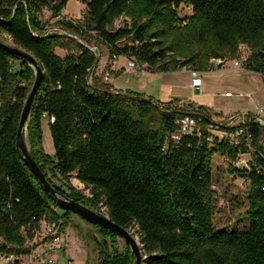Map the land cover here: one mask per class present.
Instances as JSON below:
<instances>
[{
    "label": "trees",
    "instance_id": "16d2710c",
    "mask_svg": "<svg viewBox=\"0 0 264 264\" xmlns=\"http://www.w3.org/2000/svg\"><path fill=\"white\" fill-rule=\"evenodd\" d=\"M79 1L87 4L83 18L78 24L57 20L65 32L59 34L48 33L41 14L51 7L57 16L68 0H0V33L31 52L44 70L27 126L32 158L59 193L87 206L102 204L120 226L138 227L146 255L142 264H264V127H253L249 168L229 164L249 181V225L218 229L213 156L227 154L235 162L238 150L227 142L209 147L188 137L169 141L162 150L165 139L177 132L179 118L211 119L210 109L114 89L95 75L100 55L91 48L102 43L113 60L126 56L149 71L166 73L211 71L213 59L237 58L243 45L249 51L245 69L264 78V0ZM182 4L192 7L187 18L179 15ZM120 18L127 23L112 29ZM123 40L129 43L119 47ZM57 47L67 55L57 54ZM92 75L94 84L89 83ZM34 80L27 60L0 47V253L15 254L17 264L21 255L31 253L27 240L44 218L56 221L61 231L71 224L72 212L60 218L58 205L17 145ZM45 115L55 119L49 125L54 154L44 148ZM153 120L156 128L149 125ZM73 173L89 188V197L68 183ZM55 179L65 180L70 190ZM95 226L110 242L103 245L100 264H135L128 244L120 252L118 235Z\"/></svg>",
    "mask_w": 264,
    "mask_h": 264
},
{
    "label": "rangeland",
    "instance_id": "374dc122",
    "mask_svg": "<svg viewBox=\"0 0 264 264\" xmlns=\"http://www.w3.org/2000/svg\"><path fill=\"white\" fill-rule=\"evenodd\" d=\"M82 1L70 0L67 4V9L70 13L75 16L83 17L86 9ZM181 18H187L192 14V7L187 4H182L178 9ZM41 18L47 21L48 27L55 29L58 27L55 21L51 18L50 13L46 12L41 14ZM127 23L126 18L117 19L114 23L112 29H117ZM0 39L8 44L16 45L8 34L0 33ZM129 43L128 40H123L119 43V47H124ZM92 47H97L100 52V69L105 68L106 72L103 71L101 74L97 75L103 82H107L105 79L106 73L108 72L111 62L116 61L115 68L121 69L119 74H114L112 77V87L120 91H148L149 93L155 95L157 88L160 84V76L152 71H145L143 73H134L130 70L129 59L126 56L115 57L111 59L110 50L105 44L92 45ZM55 52L60 56L64 57L67 55L68 51L57 47ZM249 56V51L245 46L241 45L239 50V57L234 59H228L225 63L218 67H214L212 70L221 72H212L209 75H205V80L208 83V88L210 92L217 97L219 104L229 108L234 106L240 101L241 107H248V105H263L264 107V83L262 88L261 84H253L248 81L247 78L252 75V72L246 70L241 63V58H246ZM17 66L19 61L16 62ZM112 66V65H111ZM125 68V69H124ZM244 73L245 78L236 75L234 72ZM111 74V71H110ZM96 75V73H95ZM111 77V75H110ZM89 83L94 84L93 75L89 78ZM145 84L146 88L142 85ZM32 88V87H31ZM235 95L234 97H225L221 94L226 89L227 91H232ZM243 93V95L237 96V93ZM220 96V97H219ZM260 108V107H259ZM259 108H253L255 112L259 111ZM213 112L212 109H210ZM229 116V115H228ZM50 121L44 116L43 119V143L46 152L54 154L55 148L53 144V138L49 129ZM149 125L153 128L157 127V120L149 122ZM25 138L27 141V129L25 132ZM28 143V141H27ZM29 145V144H28ZM250 154L241 155L239 159L238 167L240 169L245 168L247 162L250 160ZM213 188L215 190L214 199V215L213 222L218 229L228 228L230 230H244L249 225V218L246 215V209L248 207V184L249 181L246 178L238 176L236 172H232L228 164H226L223 158L219 155L213 156ZM57 184L62 185L66 190L65 180L55 179ZM68 183L75 189L83 192L86 196H90V190L82 182H80L76 173H73L68 179ZM87 206V205H86ZM96 212L107 215V209L104 205H99L98 207H91ZM58 215L63 217L65 215V210L61 208H55ZM71 224L62 230L61 241L59 247H55L52 244L50 236H46L45 232L33 238L27 240V245L31 246L32 250L30 254L21 255V264H42L45 260H52L53 264H100L102 257V249L105 241L109 244L107 240L95 225L89 223L77 214L71 213ZM130 232L135 236L140 244L142 250V262L145 261L146 255L141 245V235L138 227L133 226L129 229ZM119 251L122 252L126 248V242L119 238L117 239ZM63 249H66L63 252ZM147 264V263H145Z\"/></svg>",
    "mask_w": 264,
    "mask_h": 264
},
{
    "label": "built area",
    "instance_id": "2783aa9c",
    "mask_svg": "<svg viewBox=\"0 0 264 264\" xmlns=\"http://www.w3.org/2000/svg\"><path fill=\"white\" fill-rule=\"evenodd\" d=\"M70 0H68L69 2ZM52 4H55L53 2ZM68 4V3H67ZM86 11L87 4L84 3ZM46 12L50 13L51 18L56 22L57 20H67L71 21L75 24H78L79 21L83 18L81 16H75L70 13L67 9V5L63 8L57 16L52 15V8L46 7L43 10V14ZM86 13V12H85ZM43 20V18H41ZM45 21V20H43ZM47 22V21H46ZM59 33L64 34L65 32L61 30L59 27L55 29L48 27V33ZM36 34V33H35ZM91 48L100 55L98 48ZM242 66L244 67V63L247 60L246 58H241ZM213 68L220 66L225 63L226 60L222 59H213ZM129 67L130 70L134 73H143L148 70L146 64H142L137 62L134 59H129ZM245 68V67H244ZM149 71V70H148ZM249 71V70H248ZM252 72V71H250ZM110 72L106 73L105 79L108 80L110 78ZM202 75L203 72L192 71V86L196 88H200L202 86ZM227 96H232V92L226 93ZM51 123L54 122V117H48L45 115ZM178 130L177 132L171 134L165 139L162 150L167 151V146L169 141H173L175 143L180 142L184 137L188 138H198L199 141H206L209 147H213L216 144L227 142L231 147L237 149L238 160L232 162L227 154H217L221 156L226 164H233L235 167L239 168V159L241 155L250 154L251 158L247 162L245 168H249V163L252 161V155L255 152L253 145V127L255 125H260L264 127V107H260L259 111L249 113V114H232L229 116H223L220 118L213 117L211 119H204L201 115L196 114H187L182 116L177 120ZM262 144H264V138L262 139ZM246 149L244 152L243 150ZM216 155V154H215ZM244 169V168H243ZM44 231L46 236H50L52 240V244L55 247H59V243L61 241L62 232L60 227L56 221H48L47 219H43L40 222L39 228L34 232V236H38ZM19 257L15 254H6L0 253V264H17ZM42 264H53L52 260H45ZM72 264V263H68Z\"/></svg>",
    "mask_w": 264,
    "mask_h": 264
},
{
    "label": "water",
    "instance_id": "95a60500",
    "mask_svg": "<svg viewBox=\"0 0 264 264\" xmlns=\"http://www.w3.org/2000/svg\"><path fill=\"white\" fill-rule=\"evenodd\" d=\"M0 47L9 51L13 55H17L24 58L35 70V80L21 114L17 134V145L20 149L25 164L29 167L35 177L39 180L44 190L51 195V197L56 202L59 208L65 211H71L72 213L79 215L89 223L109 229L110 231L117 234L119 238L123 239L126 244L129 245L132 253L135 256V264H142V250L140 244L129 229L120 226L119 224L114 222L109 215H104L102 213L96 212L88 206L84 205L83 203L59 193L58 190L49 182L47 176L42 171L41 167L32 158L29 150V145L25 138V132L28 126V121L35 102L37 92L44 78V70L39 64L38 59L26 49L17 45L8 44L2 41L1 39ZM195 92L197 94L200 93L199 89H196Z\"/></svg>",
    "mask_w": 264,
    "mask_h": 264
},
{
    "label": "crops",
    "instance_id": "0c3cea01",
    "mask_svg": "<svg viewBox=\"0 0 264 264\" xmlns=\"http://www.w3.org/2000/svg\"><path fill=\"white\" fill-rule=\"evenodd\" d=\"M129 59V58H128ZM116 61H112L109 69H107L108 72L111 71V77L107 80L108 83L111 85L113 75L114 74H119L121 72V69H116L115 68V63ZM106 68V67H105ZM102 68L100 69V63L96 69V75L101 74L103 71L106 72V69ZM125 69V68H124ZM156 73L157 76H160L159 78L160 84L157 88L156 94L153 95L149 93L148 91H144L145 89H142V91H138V93H143L154 100H157L159 102H169L172 100H178L182 103H193L195 105H203L208 107L209 109H212L213 112L212 115L213 117L220 118L223 116H228L232 114H249L255 112V110H252L253 108H259L262 107L263 105H248V107H241L240 108V101L237 102L234 106H231L229 108L221 105L217 101V97L213 94V92H210L208 88V83L205 80L204 74L209 75V73L212 72H221V71H206L203 72L202 75V86L200 88H196L192 86V70L190 69H181L178 71H172V72H157V71H152ZM236 75H240L241 78H245L244 73L241 72H234ZM250 83L253 84H261L260 88H262V85L264 83V78L258 74L252 72V75L247 78ZM144 88H146L145 84L142 85ZM264 87V86H263ZM196 89H199L200 93L197 94L195 91ZM232 89V88H229ZM135 92V91H134ZM232 92V91H227V89L222 92L221 94H224L225 97H234L235 95L232 94V96H227L226 93ZM237 96L243 95V93L239 92L236 94ZM220 97V96H219ZM66 249H63V252H65Z\"/></svg>",
    "mask_w": 264,
    "mask_h": 264
}]
</instances>
